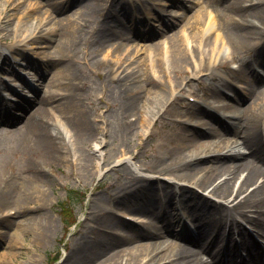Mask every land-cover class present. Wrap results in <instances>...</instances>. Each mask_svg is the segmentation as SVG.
<instances>
[{"label":"bare ground","instance_id":"6f19581e","mask_svg":"<svg viewBox=\"0 0 264 264\" xmlns=\"http://www.w3.org/2000/svg\"><path fill=\"white\" fill-rule=\"evenodd\" d=\"M68 1L74 3L79 0ZM127 1L129 0H85L72 14L46 28L37 26V30L26 36L30 37V40H37L32 53L37 57L47 58V62L52 63L44 64L38 60L29 62L27 55L24 56L27 58H24L25 65L36 70L39 86H27L36 96L35 100L24 98V115L28 112L29 114L19 134L20 146L42 154L46 163L70 161L69 156L75 148L79 156L76 158V165L79 164L81 172L88 176L95 168L99 173L100 161L111 158L118 149L124 151V147L120 146H123L127 141L126 137L134 132L135 124L124 119V125L119 129L115 142H102L101 148V144L92 147L91 143L96 136L104 138L108 132L106 128L88 125V111L80 88V85H86L85 72L90 69L89 64L82 62L79 57L82 47L87 48V44L84 45L83 42L85 34H93L90 41L93 45L109 38H134L133 34L139 25L136 22V13L145 11V6ZM260 3H264V0H233L227 6L226 16L230 15L223 26V32L216 34L212 43H207L209 47L204 53L200 52L203 42L210 41L211 31H216L213 17L210 15L206 20V27L202 28V31L198 29L194 35L183 30V35L179 36L178 41H173V46H166L159 58L164 64L166 60L170 62L166 67L163 66L164 79L161 71L157 70L158 66L152 65L149 68L152 67L153 77L149 80L142 81L140 70L133 69L120 77V84L104 81V90L114 96L115 89L112 84L126 92L129 90L137 94L140 93V88L149 83L153 84L154 96L147 103L139 105V96L130 95L126 101H120V105L139 109L147 107L149 116H146L144 122H147L150 128L159 112L168 104L163 112L166 114L164 119L168 129L160 135L153 153L149 156V162L144 163L142 168L143 172H152L151 174L157 176L140 174L132 167L131 157H138L143 146L137 154L129 159L119 158L116 164H112L114 156L111 158L109 164L112 165L109 170H122L128 176L129 183H121L106 197L100 198L101 201L95 202L96 209L89 213L88 234L81 243L73 247L72 256L65 264H142V261L153 255H158L155 263L151 260L146 264H264V251L259 243L248 237L245 242H240L239 246L234 240L236 234L246 237L240 221L242 219L264 241V135L261 134L264 124V113L261 112L264 107V76L252 72L250 76L244 74L238 79L246 85V88L238 87V90L245 89L252 100L248 106L242 107L246 102L244 97L239 92L236 94L231 85H227L223 90L231 92L228 96L230 101L223 98L222 90L213 89L207 105L198 108L191 106L184 114L186 120L168 115L180 114L173 108L174 90L184 88L190 84L191 79L204 75V60L213 62L226 44L234 51L255 52L264 68V5H259ZM51 5H57L59 8L65 4L63 0H51ZM170 5L182 7L178 2ZM15 7L16 5L11 10H15ZM7 15L0 17V34L3 38L7 37V33L16 35L21 28L20 24L15 28H8L7 22L10 18ZM153 19L157 22L162 21L163 17L156 13ZM112 21L116 23L113 26L110 23ZM193 42L197 44L198 56L197 52L192 53ZM10 46L12 52L19 50L17 43ZM135 48V55L139 57L140 46L136 44ZM4 58L8 60L7 57ZM116 62L118 69L125 60L118 58ZM192 64L193 66H190ZM52 67L54 74L47 78L52 73ZM2 72L17 75L11 66L2 69ZM183 75L186 77L178 83L173 79L174 76L177 78ZM3 85L7 86L5 83ZM187 96L192 94L188 93ZM103 98L100 97L99 104L107 108L106 102L101 103ZM8 116V109L1 106L0 123L10 120L7 119ZM54 119L58 122L57 125L52 122ZM225 119L232 120V125L225 122ZM234 120L241 121L239 131L234 129L236 134L240 133V138L236 139L229 136L231 132L234 133L232 129L236 128L237 122ZM189 123L196 126L190 128ZM66 124L75 132L74 143L67 140ZM243 125L244 128L240 130ZM147 132L143 131V138ZM154 136L150 133L147 139L152 141ZM104 145L108 148L114 146L104 154ZM124 155L131 153L126 151ZM7 165L0 162V214L9 210L7 207L14 202L15 215L1 217L12 221L19 213H29L30 210L27 209L34 199L45 196L47 177L41 171L32 170L27 175L15 176L5 171ZM35 168L38 170V166ZM241 173L246 174L237 188L235 182ZM171 176L173 180L169 182ZM222 177L224 179L218 182ZM251 185L254 188L247 192ZM193 186L227 203L211 208L206 203L207 196L198 194ZM175 197H181L183 202L185 201L183 210L194 211L195 231H192L185 221L181 223L184 214L179 215L176 211L178 206L174 205L172 200ZM8 198H13L14 201L7 200ZM104 203L109 208L104 206ZM35 207L38 208L39 205ZM127 209L132 211L127 214L134 215L128 219L135 222L122 221L121 217L125 219V215L119 212ZM115 216L117 223L114 221ZM34 225V240L40 244V241L53 234L56 221L52 214L41 212L34 220ZM24 230L25 224L21 225L20 231L14 235L16 240L22 233L26 235ZM16 249H20L19 246ZM19 254L15 253L16 256ZM14 261L15 257L8 255V263L14 264Z\"/></svg>","mask_w":264,"mask_h":264},{"label":"rangeland","instance_id":"374dc122","mask_svg":"<svg viewBox=\"0 0 264 264\" xmlns=\"http://www.w3.org/2000/svg\"><path fill=\"white\" fill-rule=\"evenodd\" d=\"M84 1L85 0H79L74 1L73 3V1L69 2L68 0H63L65 4L64 7L62 6L57 8V5H51V0H0V17H4L8 14L7 17L10 18V21L7 22L8 28H15L18 24L21 25V28L16 35L15 33L11 35H8L7 33V37L3 38L0 34V82H2V84L0 83V100L2 102L0 107L3 106L4 109H8L9 116L7 119H10L7 122L0 123V162H5L6 165L8 164L6 166L7 168L5 167V171L15 176L27 175L32 170L34 172L41 171L47 177V182L44 186L46 190L45 196L34 199L30 207L27 209L30 210L29 213L25 215L19 213L16 219H13L12 221L2 219L3 215L8 214L9 212H16V207L13 202L7 207L10 209L1 214L0 264H9L8 255L15 257L14 264H51L54 256L58 252H61V257H59L54 264H65L66 260L72 256L73 247L81 243L88 234V226L90 224L89 213L90 211L96 209L95 202L101 201L100 198L106 197L110 191L114 190L121 183H129V179H127L128 176L122 170H109L111 158L114 156V159H116L121 155L119 149L118 151H114L111 158L100 161L99 173L95 168H93L91 174L85 176L81 172L79 164L76 165V158L79 156H77L75 148L71 156H69L70 161L65 163H59L58 161L46 163V158H44L42 154L35 153V151H29V149L20 146L19 134L21 133L20 131L23 128L29 114L28 112L24 115V98L35 100L34 98L36 96V94L33 91H30L27 86L28 84L35 87L39 86L37 81L39 76H37L35 69L25 65L26 62L24 58L26 57L24 56L25 54L27 55L29 62L38 60L44 64L52 63L47 62V58L37 57V55L32 53L37 40H30V37L26 38V36L31 34L34 30H37V26L46 28L59 19L72 14ZM151 1V3H148L146 0L127 1V3L136 4L137 2V4H143L145 6V11H143V13H138L137 20L139 25L138 29H135L136 33L133 34V39L131 38L130 40H126L121 37H115L93 45L90 42L93 34H85L83 36V42L84 45L87 44V48L82 47L79 52V57L82 62L88 63L90 68L85 72L84 79L87 82L86 85H80V88L82 89L81 91L84 94L86 110L88 111V125L92 124L96 127L106 128L108 132L104 138L96 136L94 142L91 143L92 147H95L98 144L100 145L102 142H115L119 129L124 125L123 120L126 119L128 122L135 124V129L131 135L126 137V143L120 147H124L126 151H130L132 155H135L140 151V147L143 146L138 154V157L133 159V162L137 163V168L140 166L142 167L144 163L149 162V156L153 153L157 140L160 135L164 134L165 130L168 129L164 119L166 118V114H163L165 111L164 109L168 107V104L165 105L159 112L156 124L149 128L147 126V122H144V119L147 116V107L141 109L138 107H121L120 101L123 99L126 101L130 95H138L139 105L147 103L154 96L152 90L154 88L153 84L149 83L145 87L140 88V93L138 94L129 90L126 92V90L120 89L118 86L112 84L115 89L114 96L104 90V81L109 80L120 84L122 83L120 77L124 76L126 72L133 69L140 70L142 81L149 80L153 77L151 70L152 67L149 68L152 65L158 66L157 70L161 71L162 78L164 79L163 66L166 67L169 65V62L166 61L164 64L161 59L159 60V58L161 53H163L165 44L173 46V41H178L179 36L183 35V30L188 32L190 35L196 34L198 29L202 31L206 27V20L210 15V17H213L216 22V31H211V34L209 35L211 39L207 42L212 43L214 36L223 32V26L227 23L228 16L230 15L226 16L228 13L227 6L233 0ZM175 2L181 4L182 7L178 6L176 8L170 5ZM14 5H16L15 10H11ZM259 5H264V3H260ZM156 13L161 14L163 17L162 21L156 22L153 19ZM119 19H122L120 15ZM110 23L112 26L116 24L113 21ZM54 34L55 32L53 30L52 36H54ZM24 38L26 39L24 40ZM262 42L264 43V29ZM13 43L18 44L19 50H17V52H12L11 50L10 44ZM136 44L140 46L139 57L135 55ZM191 47L192 53L195 54V52H197L196 42H193ZM208 47L209 46L206 48L208 49ZM4 57H7L8 60ZM118 58L125 60V62L117 69L115 64L117 63L116 60ZM199 60L201 61V59ZM227 60H230L229 64L237 63V65H239L238 70L224 68L225 61ZM260 60L261 59L253 51H234L232 47L226 44L224 50H222L214 62H210L208 59L204 60L203 65L206 64L208 74H211V77L216 78L214 86L208 85L207 88L201 90L198 86L197 80L192 79L189 86H186L185 88H177L174 90V99L172 102L175 101L173 108L180 114L170 113L168 115L173 118L180 117V119L186 120V116L184 114L190 109V107H199L198 103H189L185 97L187 92L194 93V97L197 101L207 102L208 100H211L208 99V95L211 94V88L213 87L222 90L223 98L230 101L228 96L231 92L223 90L224 86L231 85V89L237 94L239 91L238 87H243L245 85L243 82L238 80L241 75L245 74L250 76L253 69H259L261 71H259V74L264 75L262 67L259 66ZM6 62L9 63L4 65ZM95 63L98 66L95 65ZM7 66L14 68L17 75L10 72H2V69H5ZM190 66H193V64ZM124 69L126 71H124ZM53 71L54 67H52V73H50L47 78L53 76ZM215 73L217 75H214ZM157 75L159 76V72H157ZM185 77L186 75H183L182 77L179 76L177 78L174 76L173 79L178 83ZM3 83L7 84V86L3 85ZM45 83H47V81H45ZM101 96L104 97L101 103L106 102L108 105L107 108L103 107L102 104H99ZM242 96L246 100L242 107L250 105L252 100H250L249 94L243 92ZM140 111L142 113H140ZM261 112L264 113V107H262ZM61 114L62 113L59 111L60 116ZM59 120H61L60 117ZM231 121L232 120L225 119V122L228 124L230 123V125H232ZM52 122L56 125L58 124L56 119ZM234 122H237L235 123L236 128L234 127L232 130L234 131V129H236L239 131L238 126L241 121L234 120ZM67 125L68 124H66V126ZM66 126L65 132L67 134V140L68 142L70 140L74 143L76 137L75 132L71 129V127H69V125L68 127ZM194 126L196 125H192L191 123L190 126L189 123L190 128H193ZM243 128L244 125L240 128V130ZM144 130H147L148 134L153 133L155 135L152 141L147 139V133L143 138L142 135ZM238 135H240V133L238 134L237 132L236 134L234 131V133L231 132L229 136L236 139L238 138ZM113 146L108 148L107 145H104V148L102 149L103 153L106 154L109 150H112ZM87 147L91 148L89 146ZM101 147H103V144H101ZM73 155H75L73 157L74 163L73 159L71 160ZM36 166H38V170H36ZM142 174L146 173L142 172ZM236 181L238 180L236 179ZM248 190H250V188H248ZM71 193H73L74 199L71 205V210L77 215V226H73L67 233L59 204L67 201V198ZM83 195H85V201L82 203L78 202L77 199ZM212 198L215 197L213 196ZM7 200L14 201L13 198H8ZM207 200L208 201L206 203L213 208L215 205L213 203L214 201L209 199ZM162 202L164 201L162 200ZM36 205H39V207H35ZM208 205L206 204V207H208ZM104 206L109 208L106 203H104ZM41 212L52 214L56 221V227L53 234L49 238L43 239V241H40L41 243L38 244L39 242L34 240L36 236V233L33 232L35 229L34 220L39 217ZM186 215H188L189 218L196 223V220L193 219L194 211L192 209L187 210ZM114 219L117 223L118 220L116 216ZM188 222L191 223L192 221ZM241 222L243 227L246 228L245 226L248 224L242 219ZM23 224L26 226V230L23 231L26 235L22 233L16 240L14 235L17 231H20V226ZM118 224L122 225L120 222H118ZM244 232L248 234L246 229ZM236 237L239 240L245 241L248 239L249 234L246 237L240 235L241 239L238 235H234V238ZM121 244L126 243L121 242ZM17 246H19L20 249H16ZM62 248H65V252L61 251ZM15 253L20 254L16 256ZM157 258L158 255L152 257L150 256L146 261H142V264H145L150 259L156 260ZM206 258L207 256L205 255L204 259Z\"/></svg>","mask_w":264,"mask_h":264},{"label":"trees","instance_id":"16d2710c","mask_svg":"<svg viewBox=\"0 0 264 264\" xmlns=\"http://www.w3.org/2000/svg\"><path fill=\"white\" fill-rule=\"evenodd\" d=\"M66 210H68L67 207H63V211L65 212Z\"/></svg>","mask_w":264,"mask_h":264}]
</instances>
